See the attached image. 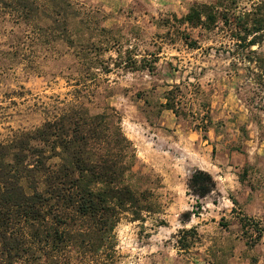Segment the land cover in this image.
<instances>
[{
	"label": "rangeland",
	"instance_id": "1",
	"mask_svg": "<svg viewBox=\"0 0 264 264\" xmlns=\"http://www.w3.org/2000/svg\"><path fill=\"white\" fill-rule=\"evenodd\" d=\"M214 1L70 0L83 20L69 25L74 48L51 40L46 18L26 21L0 4V142L76 96L91 113L113 108L135 148L137 187L161 206L142 222L116 225V264H264V74L223 32L173 20ZM182 31L199 49L185 45ZM91 42L97 51L86 50ZM250 50L264 55V42ZM186 81L199 84L209 106L206 139L162 106L167 86ZM196 169L215 183L204 198L187 186ZM241 218L250 227L242 230Z\"/></svg>",
	"mask_w": 264,
	"mask_h": 264
},
{
	"label": "trees",
	"instance_id": "2",
	"mask_svg": "<svg viewBox=\"0 0 264 264\" xmlns=\"http://www.w3.org/2000/svg\"><path fill=\"white\" fill-rule=\"evenodd\" d=\"M0 4L26 21L46 18L51 40L75 47L69 25L83 20L70 0ZM43 6L50 12L41 10ZM173 20L191 30L223 32L253 55L242 59L255 64L256 76L264 74V55L250 50L264 42V0L195 3ZM180 35L189 49H199L189 33ZM97 48L91 42L86 50ZM167 87L163 108L176 118H189L206 139L212 119L208 104L200 100L199 84L186 81ZM189 87L195 89L193 94ZM76 97L38 127L0 142V264H116L113 231L120 220L142 222L161 211L155 194L137 187L135 148L122 132L116 110L91 113ZM187 186L194 196L204 198L215 183L208 172L196 169ZM189 216L190 212L183 214ZM239 225L242 230L250 227L242 218ZM259 235L258 239L262 230Z\"/></svg>",
	"mask_w": 264,
	"mask_h": 264
}]
</instances>
